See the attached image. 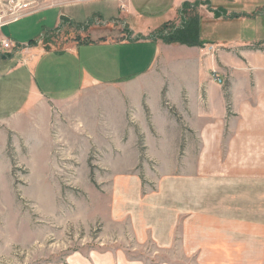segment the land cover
<instances>
[{"label":"rangeland","instance_id":"374dc122","mask_svg":"<svg viewBox=\"0 0 264 264\" xmlns=\"http://www.w3.org/2000/svg\"><path fill=\"white\" fill-rule=\"evenodd\" d=\"M8 1L0 0V15ZM187 2L198 4L192 14L201 16L205 5L199 0H17V5L36 3L37 11L1 27L0 39L28 45L47 37V49L38 46L36 52L57 56L52 57L56 64L51 70L44 69L51 65L43 61L35 78L41 81L40 73L49 70L50 80L35 83L32 92L27 67L19 64L24 55L0 54V264H205L204 257L186 255L181 245L161 248L140 224L150 223L147 217L154 205L163 204L151 196L162 185H174L175 158L162 155L176 152L171 151L175 129L168 126V118L161 121L168 134L159 135L156 113L147 109L134 114L125 91L107 86L128 79L121 67L120 72L115 67L104 70L102 64L88 61H102L108 49L82 47L69 81L63 57L68 53H58L70 40L98 41L115 33H121L113 36L118 40L151 38L167 22L179 28L185 20L180 10ZM211 2L214 8L225 5L229 13L242 11L237 0ZM202 16L204 41L264 42V17L257 16L248 27L236 18ZM65 21L71 25L58 30ZM110 50L120 58V48ZM223 50L242 52L239 47ZM144 66L143 61L140 69ZM85 75L112 82L91 86L68 103L42 105L44 99L69 98L80 90ZM169 106L176 119L175 108ZM20 108L24 111L16 115ZM164 139L170 144H162L165 151L160 155L161 147L152 142ZM168 210L164 208L166 216Z\"/></svg>","mask_w":264,"mask_h":264},{"label":"crops","instance_id":"0c3cea01","mask_svg":"<svg viewBox=\"0 0 264 264\" xmlns=\"http://www.w3.org/2000/svg\"><path fill=\"white\" fill-rule=\"evenodd\" d=\"M200 1L205 5L199 12L200 20L205 13L209 19L236 18L249 27L257 16L264 17V0H237L242 11L234 13H229L225 5L214 8L211 0ZM176 8L175 3V11ZM252 8L258 12L251 13L255 10ZM113 36L91 40L90 44L70 40L58 53H68L63 57H66L64 67L71 74L66 73L69 81L74 76L73 68L79 65L76 63L82 47L108 49L102 61H88L102 64L104 70L122 69L128 79L107 86L114 87L116 92L125 91L134 114L147 109L156 113L159 135L168 134L164 131L168 129L166 123L161 122L165 118L168 126L175 129V148L171 150H176L175 153L162 154L165 151L162 144H170L166 139L161 143L151 140L161 147L160 155L175 158V174L171 175L174 185H162L151 196V201L163 204L154 205V213L147 217H151L150 223L140 224L161 248L177 249L181 245L186 255L204 257L205 264H264V42L251 39L225 44L204 41L201 37L202 46L188 47L168 45L159 39L118 40L119 37ZM3 39L7 38H1L0 42ZM254 44L258 47L252 48ZM16 46V52L10 54L0 47V54L24 55L19 64L27 67L32 79L30 87L35 92V83L44 84L50 77V71L45 70L40 73L41 81L36 80L38 69L43 61L51 65L44 69L55 68L52 57L57 53L47 56L51 53L46 50L36 52L38 46L47 49L44 38ZM24 46L29 48L22 51ZM110 47L121 49L120 58ZM224 47H239L242 52L228 53ZM143 61L145 66L140 69ZM111 82L102 83L100 78L85 75L80 90L69 98L41 102L43 106L68 103L91 86ZM168 102L175 108L176 119L169 114L172 109ZM23 111L18 109L16 115ZM164 208L169 209L167 216ZM118 264L142 263L118 261Z\"/></svg>","mask_w":264,"mask_h":264},{"label":"trees","instance_id":"16d2710c","mask_svg":"<svg viewBox=\"0 0 264 264\" xmlns=\"http://www.w3.org/2000/svg\"><path fill=\"white\" fill-rule=\"evenodd\" d=\"M197 6L198 4H191L189 2L184 3L182 6V10H180L181 16L183 15L185 17L184 18L185 20H183L181 27L171 28L172 27L170 26L171 22H167L151 38L162 40L165 44H168V45L179 44V45H185L188 47L202 46L203 44L201 43L200 16L197 14H192L195 11L194 9ZM67 23L71 25L70 23H72V21L70 23L67 21L63 22L61 26L58 28V30H60ZM46 38L47 37H45V39ZM89 42H91V39L86 38L85 41H81L79 43H89ZM7 57H10V56H7Z\"/></svg>","mask_w":264,"mask_h":264},{"label":"built area","instance_id":"2783aa9c","mask_svg":"<svg viewBox=\"0 0 264 264\" xmlns=\"http://www.w3.org/2000/svg\"><path fill=\"white\" fill-rule=\"evenodd\" d=\"M9 5L5 7V14L0 15V28L4 25H7L12 22H16L17 20L21 19L22 17H25L27 15H30L37 11L36 7L37 4H25V5H17V0H10L8 1ZM52 7V6H50ZM47 8V7H46ZM0 47L3 51H5L7 54L16 52V49L18 48L11 40L9 39H3L0 42ZM29 46H24L22 48V51H25ZM219 82H222V80L218 79Z\"/></svg>","mask_w":264,"mask_h":264}]
</instances>
